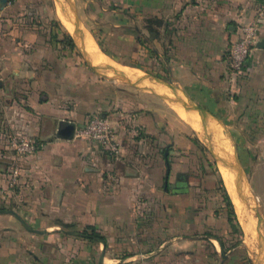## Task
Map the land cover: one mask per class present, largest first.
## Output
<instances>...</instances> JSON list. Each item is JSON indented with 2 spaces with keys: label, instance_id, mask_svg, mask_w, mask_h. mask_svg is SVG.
I'll return each mask as SVG.
<instances>
[{
  "label": "rangeland",
  "instance_id": "obj_1",
  "mask_svg": "<svg viewBox=\"0 0 264 264\" xmlns=\"http://www.w3.org/2000/svg\"><path fill=\"white\" fill-rule=\"evenodd\" d=\"M75 2L6 0L4 7L0 8V82L3 86L8 84L10 75L1 73L4 62L10 60L5 58L18 50L30 49L27 41H33L32 48L39 43L50 45L53 32L65 29L61 14L77 17ZM94 37L99 46H104L108 34L98 31ZM77 43L83 51V45ZM112 60L129 67L132 75L139 74L138 67H132L129 59ZM75 61H80L84 69L91 71L83 56L76 54ZM249 72L238 75L235 80L225 78L229 103L220 114L196 105L204 113L198 121L189 122L194 127L181 120L164 98L159 99L120 80L96 74L94 81L106 85L110 92L92 98L94 108L87 106L90 97L95 96L93 88L86 94L82 91L83 101L80 97L67 98L61 116L77 124L74 137L90 142L93 147L91 165L98 174V185L93 189L100 196L92 195L94 191L89 190L81 196L82 201L58 204L56 201H37V194H44L38 183L22 187L27 179L21 173L22 163L34 155L45 140L13 131L10 123L4 121L25 112L34 113L36 119L39 115L34 110L29 111L26 105L33 93L35 101H39L47 90H29L24 85L27 77L14 73L17 80L11 83L10 93H4V87L0 88V210L16 212L35 230L60 229L51 235L65 237L68 251L59 256L57 264H99L103 244L85 236L93 230L109 241L127 242L126 251L109 250L107 253L109 258L121 261L118 264H261L258 252L262 250L264 253V92L245 89L244 84L251 75ZM143 73L149 81L170 86L171 93H178L171 87L167 74ZM123 100L131 106L122 107ZM94 117L107 121L117 143L116 153L109 154L101 143L76 135V131L86 129ZM201 117L208 121L201 120ZM40 123L38 119L34 131ZM120 131L127 136V147L122 144ZM14 138H19L15 145ZM24 141L32 143V151L18 150ZM225 149L229 151L231 165L223 159ZM113 163L126 166L125 175L131 181L129 190L134 195L126 206L130 216L124 218L123 223L120 219H111L112 214L119 213L123 207L122 202L111 200L109 196L112 185L119 183ZM221 166L226 167L236 184L240 183L246 189V194L238 192L240 213L231 200L237 232L229 236L223 229L218 231L205 226L206 222L211 226L224 223L222 218L212 214L205 219L207 213L219 210L224 203L223 188L226 192L227 189ZM166 176L167 188L164 187ZM33 178L35 182L38 179ZM224 209L226 212L227 207ZM225 212L221 213L227 218ZM0 215L16 219L11 214ZM16 220L18 232L9 235L0 231V244L6 242L17 246L10 252L18 257L13 264H37V261L22 256L26 254L27 246L35 249L47 234L29 232ZM103 263L111 262L104 260Z\"/></svg>",
  "mask_w": 264,
  "mask_h": 264
},
{
  "label": "crops",
  "instance_id": "obj_2",
  "mask_svg": "<svg viewBox=\"0 0 264 264\" xmlns=\"http://www.w3.org/2000/svg\"><path fill=\"white\" fill-rule=\"evenodd\" d=\"M74 9L77 17L69 18L61 14L65 29L54 31L53 34L68 33L75 45V53L84 57L91 71L84 69L80 61H75V57L66 65L60 51L54 49L53 41L48 46L39 43L36 48H32L33 41H27V47L31 48L18 50L14 55L7 56L5 59L10 60L4 62L1 69V73L10 74L7 85L3 86L0 82L4 93L9 94L11 83L17 80L14 73L27 77L24 85L29 90L41 89L48 92L43 93L39 101H35L34 93L29 98L26 106L30 108L29 111L34 110L39 115L36 119L34 113L25 112L4 121L10 123L13 131L28 137L39 136L41 140H45L34 155L25 159L21 167L22 175L27 177L22 184L23 189L38 183L44 194H37V201L45 203L82 201L81 196L86 195L89 190L94 191L92 195H97L94 189L98 185V174L91 165L94 161L91 158V143L74 136L70 140L56 137L60 120L73 122L75 129L77 126L72 119L61 116L63 103L67 98L80 97V101H83L82 91L86 94L93 88L95 96L90 97L87 106L94 108L92 98L97 99L99 94L102 96L110 92L106 85L94 81L96 74L120 80L159 99L164 98L170 102V107L180 119L190 124L188 118L198 121L203 113L189 107V103L212 109L217 114L229 103L225 93V78L228 77L226 52L229 45L239 38L241 27L256 23L259 26V40L264 39V0H76ZM65 22L72 24V32ZM98 31L108 34L104 46H99L94 37ZM73 32L88 38L87 43L91 42L96 47L106 61L103 62L107 64V68L98 69L88 62ZM115 42H121L127 50L123 59H129L131 50L137 51L138 62L143 66L138 68V75H132L129 67L115 63L112 60L114 58L103 52L108 44ZM83 46L86 47L84 43ZM130 65L132 66L131 63ZM249 65L251 75L244 84L245 89L256 93L264 92V49L255 48L251 52ZM142 71L157 76L167 74L171 87L178 93H171L170 86L149 81ZM123 106L129 108L131 105L123 100ZM38 119L41 123L34 131ZM201 120L208 121L205 117H201ZM1 121L3 122V117ZM120 137L124 147H127V136H123L122 131ZM113 164L119 183L112 185L109 196L111 200L122 202L123 207L119 213H113L111 219H120L123 223L124 218L130 216L126 206L134 195L129 190L131 181L125 175L126 166ZM32 177L38 178L36 182ZM236 186L241 193L246 194L243 185L238 183ZM86 187L90 189L87 190ZM24 194L28 195V192ZM65 223L71 224L68 221ZM18 228L16 219L9 215H0L2 233L10 235L18 232ZM44 230L47 231L46 237L39 241L35 249L27 246V252L22 257L37 261V264H57L59 256L67 250V239L52 237V232L60 230L57 227ZM105 239L106 245L103 243L98 263L104 264V260H107L110 264H118L121 261L109 258L107 253L109 250L126 251L127 242ZM16 247L15 244L6 242L0 244V264H13L18 259L13 252L10 253ZM258 258L264 264L262 250L258 252Z\"/></svg>",
  "mask_w": 264,
  "mask_h": 264
},
{
  "label": "built area",
  "instance_id": "obj_3",
  "mask_svg": "<svg viewBox=\"0 0 264 264\" xmlns=\"http://www.w3.org/2000/svg\"><path fill=\"white\" fill-rule=\"evenodd\" d=\"M258 40L259 26L256 23H250L241 27L239 38L229 45L226 52L228 78L235 80L238 75L247 73L251 70L248 61ZM77 134L83 137L85 136L90 141L101 143L109 154H114L118 150L117 143L113 140L107 121L98 117H94L89 122V126L86 129L76 131V135ZM18 139L19 138H14L13 145L16 144V140ZM21 145L22 147L18 148V150H33V145L29 141H24Z\"/></svg>",
  "mask_w": 264,
  "mask_h": 264
},
{
  "label": "trees",
  "instance_id": "obj_4",
  "mask_svg": "<svg viewBox=\"0 0 264 264\" xmlns=\"http://www.w3.org/2000/svg\"><path fill=\"white\" fill-rule=\"evenodd\" d=\"M52 41L54 42V49L57 51H60L61 57L65 60V64L68 65L69 61L71 58L76 56L75 53V45L73 43L72 38L68 33H54L52 36ZM126 48L122 45L121 42H115V43H110L107 45V49H103V52H105L107 55H110L114 59L118 58H124V54L127 53ZM130 56L128 57L130 62H132V66L142 68L143 66L138 62L139 58L137 56V51H132L129 52ZM223 204L221 205V208L219 210H214L210 211L207 213L205 219L207 220L210 216V214L214 215L216 218H222L223 222L221 226H211L209 225L208 222H206L205 226L210 229H215L218 231H221L220 229H223L222 231L224 234H227L228 236L231 235L232 233H236V224L233 223V219L235 218V214L233 211V206L230 197L228 196L226 190L223 188ZM224 207H227V211L225 212ZM227 213V218L226 215H223L222 213ZM93 230V229H92ZM86 238H95L106 245V239L95 232L94 230L92 231L91 234L86 235Z\"/></svg>",
  "mask_w": 264,
  "mask_h": 264
},
{
  "label": "bare ground",
  "instance_id": "obj_5",
  "mask_svg": "<svg viewBox=\"0 0 264 264\" xmlns=\"http://www.w3.org/2000/svg\"><path fill=\"white\" fill-rule=\"evenodd\" d=\"M65 16V15H64ZM66 18V17H65ZM69 22V21H68ZM66 23V25H67V27L71 30V32L73 31L72 29H74V28H72V24L70 25L69 23H67V22H65ZM77 30V29H76ZM79 31V30H78ZM77 33V32H76ZM73 35H75L74 37L76 38V40L80 43V45L82 46L83 45V43L85 44V46L86 47H84V46H82V47H84L83 48V52H84V54H85V56H86V58L95 66V67H97L98 69H100V68H103V69H105V68H107V64H105V60L101 57V55H100V53H99V51L96 49V47L91 43V42H89V43H87V41H89L88 40V38L85 36H78L77 34H75L74 32H73ZM81 35V34H80ZM82 43V44H81ZM103 61H105V62H103ZM190 121H193V120H191V119H189L188 118V122H190ZM225 151H226V155L224 156V161H226V162H228V164H229V162H230V165H231V163H232V160H231V157H230V154H229V151H228V149H225ZM224 151V152H225ZM224 163V162H223ZM226 167H227V165H225ZM225 166H221L220 167V170H221V173H222V176H223V179H224V182H225V185H226V187H227V190H228V192H229V194H230V196H231V198H232V200H233V202H234V205H235V207H236V210H237V212L238 213H240L241 212V202L239 201V199L241 198H238V192H239V190L237 189V186H236V183L232 180V178H230L229 177V175H228V172L226 171V167ZM234 177H235V175H234ZM242 215V214H241ZM243 217V216H242ZM245 218V217H244ZM246 219V218H245ZM244 222V221H243ZM245 230H246V228H245Z\"/></svg>",
  "mask_w": 264,
  "mask_h": 264
},
{
  "label": "water",
  "instance_id": "obj_6",
  "mask_svg": "<svg viewBox=\"0 0 264 264\" xmlns=\"http://www.w3.org/2000/svg\"><path fill=\"white\" fill-rule=\"evenodd\" d=\"M5 4H6V0H0V8L4 7ZM255 48L256 49H264V39L258 40L255 44ZM189 107H191L192 109H194L198 112L204 113V110H202L201 108H199L195 105H192L190 103H189ZM74 131H75V124L73 122H70L67 120H60L58 122V127L56 130V137L59 139L70 140L73 138ZM0 214H11V215H13L16 219H18L20 221V223L23 225V227L29 232H34V233H38V234H46L47 233L46 230H35V229L30 228L26 224V222L16 212H14L12 210H0ZM101 243L103 244V242H101Z\"/></svg>",
  "mask_w": 264,
  "mask_h": 264
},
{
  "label": "flooded vegetation",
  "instance_id": "obj_7",
  "mask_svg": "<svg viewBox=\"0 0 264 264\" xmlns=\"http://www.w3.org/2000/svg\"><path fill=\"white\" fill-rule=\"evenodd\" d=\"M167 185H168V183H167V176H166V178H165V180H164V187L167 188ZM171 187H172L173 189L175 188L174 185H171Z\"/></svg>",
  "mask_w": 264,
  "mask_h": 264
}]
</instances>
